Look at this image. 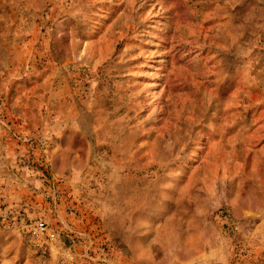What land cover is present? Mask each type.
<instances>
[{
  "label": "rangeland",
  "instance_id": "rangeland-1",
  "mask_svg": "<svg viewBox=\"0 0 264 264\" xmlns=\"http://www.w3.org/2000/svg\"><path fill=\"white\" fill-rule=\"evenodd\" d=\"M0 264H264V0H0Z\"/></svg>",
  "mask_w": 264,
  "mask_h": 264
},
{
  "label": "built area",
  "instance_id": "built-area-1",
  "mask_svg": "<svg viewBox=\"0 0 264 264\" xmlns=\"http://www.w3.org/2000/svg\"><path fill=\"white\" fill-rule=\"evenodd\" d=\"M41 149L44 152L43 154L47 153V143L45 140L41 142ZM35 232L37 234H45L47 238L53 239L55 238V231L52 228L48 227V223L45 221L43 217H39L34 225Z\"/></svg>",
  "mask_w": 264,
  "mask_h": 264
}]
</instances>
